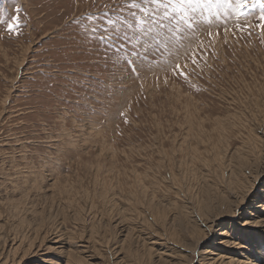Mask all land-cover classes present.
I'll list each match as a JSON object with an SVG mask.
<instances>
[{
  "label": "rangeland",
  "instance_id": "1",
  "mask_svg": "<svg viewBox=\"0 0 264 264\" xmlns=\"http://www.w3.org/2000/svg\"><path fill=\"white\" fill-rule=\"evenodd\" d=\"M130 2L0 0V264H264V32L165 83Z\"/></svg>",
  "mask_w": 264,
  "mask_h": 264
},
{
  "label": "snow or ice",
  "instance_id": "2",
  "mask_svg": "<svg viewBox=\"0 0 264 264\" xmlns=\"http://www.w3.org/2000/svg\"><path fill=\"white\" fill-rule=\"evenodd\" d=\"M128 9L135 11H132V22L126 26L135 29L136 39H143L148 45L145 51L155 45L162 55L168 57V61H176L164 62L165 83L168 81V72L174 78L188 79L196 71L205 49L202 41L195 48L191 46L203 35L204 27L209 28L208 35L211 37L213 20L219 22L222 18L226 20L231 17L237 24L238 31L256 28L264 32V0H131ZM4 15L5 13L0 11V23H7V31L12 33L17 17L12 16V22H6ZM253 15L256 21L254 24L249 22L250 16ZM104 17L108 26L116 23L108 18L107 12ZM99 18L91 15L87 17L89 20ZM74 19L75 17H72L66 23L72 24ZM189 60L192 72L188 71ZM131 71L133 74L138 72L134 62ZM156 79L158 81L159 77ZM121 115L123 116V113Z\"/></svg>",
  "mask_w": 264,
  "mask_h": 264
},
{
  "label": "bare ground",
  "instance_id": "3",
  "mask_svg": "<svg viewBox=\"0 0 264 264\" xmlns=\"http://www.w3.org/2000/svg\"><path fill=\"white\" fill-rule=\"evenodd\" d=\"M255 223V222H254ZM261 224V223H260ZM223 241V240H222ZM219 244H220V242H219ZM209 251V250H208ZM211 252V251H210ZM223 256V255H222ZM219 257H220V255H219ZM240 262V261H239ZM243 264V263H242Z\"/></svg>",
  "mask_w": 264,
  "mask_h": 264
}]
</instances>
